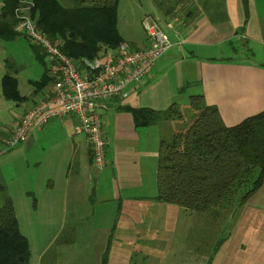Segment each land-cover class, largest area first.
Returning <instances> with one entry per match:
<instances>
[{
  "label": "crops",
  "instance_id": "obj_1",
  "mask_svg": "<svg viewBox=\"0 0 264 264\" xmlns=\"http://www.w3.org/2000/svg\"><path fill=\"white\" fill-rule=\"evenodd\" d=\"M25 1L32 2L20 0ZM62 1L68 4L78 0ZM189 1L195 9L190 19L186 13L167 17L158 10L151 17H144L145 14L141 18V23L146 18L154 20L167 34L170 44L155 60L147 76L128 84L123 95L107 100L100 109L106 140V165L102 170L94 168L90 143L85 134L75 132L77 118L71 113L33 128L16 147L6 146L7 138L23 114L47 98L53 86L52 82L35 91L34 81L39 80L46 65L48 67L45 56L42 60L33 56L43 69L39 78L28 79L31 91L21 92L14 76L26 100L15 102L17 110L13 122L5 128L6 134L1 132L4 148L0 151V173L13 171L11 178L7 176L4 187L22 234L20 215L27 219H44L48 227L57 220L76 221V225L68 227L63 244L67 251H73L70 247L77 242L81 252L90 248L88 245H95L91 248L96 252L97 264H100L111 233L114 236L119 232L120 237L151 234L150 226L146 228L149 230L141 231L145 224L137 225L135 220L143 209L164 206L155 200L158 143L165 136L164 132L171 135L177 129L170 127L172 119L137 127L132 114L123 107L163 110L174 103L180 108L182 104L189 105L191 95H202L207 104L216 106L226 126H234L264 110V0H248L249 17L243 32H239L244 22L241 0ZM2 4L0 0V7ZM159 20L162 26L157 23ZM117 28L119 30L118 13ZM233 40L242 41L245 45L242 51L246 55L237 56ZM147 41L138 40L135 46L129 44L138 49L149 45L150 40ZM225 51L228 55L223 57L221 54ZM252 55L263 61L254 62ZM153 126L158 130H153ZM9 150L13 151L7 153ZM254 194L257 196L252 200ZM254 194L238 206L212 207L204 212L181 208L196 214L213 210L210 214L213 218L225 214L222 230H228L227 234L219 238L212 250L204 253L205 263L264 264V178ZM114 202L118 205L116 210L110 211L103 206ZM165 206L167 210H175L171 205ZM97 215L107 222L86 226V221H95ZM61 229L63 224L58 226L55 237ZM76 236L81 239H74ZM219 241L222 243L216 250ZM51 242L40 252L38 262L47 254Z\"/></svg>",
  "mask_w": 264,
  "mask_h": 264
},
{
  "label": "trees",
  "instance_id": "obj_2",
  "mask_svg": "<svg viewBox=\"0 0 264 264\" xmlns=\"http://www.w3.org/2000/svg\"><path fill=\"white\" fill-rule=\"evenodd\" d=\"M2 2L0 40L11 41L22 35L13 30L14 9L20 0ZM118 2L78 0L65 4L62 0H32L29 14L39 30L49 39H57L59 48L78 61L83 57L94 58L102 49L114 50L124 41L117 28ZM182 2L183 11L177 6L179 3L167 11L157 9L167 17L181 11L188 19L192 18L195 9L189 0ZM241 3L244 22L239 32L245 30L249 17L248 0ZM30 45L34 56L42 60L45 55L41 48ZM53 81L46 65L41 78L34 81L35 91ZM1 94L12 102L26 100L18 90L17 79L8 73L1 78ZM189 106L191 116L187 126L159 140L155 200L194 212L245 203L261 187L264 178V110L234 126H226L216 106L207 104L202 95H191ZM122 109L132 114L137 127L187 116L174 103L163 110L130 106ZM111 237L112 233L100 264H108ZM221 243H217L216 250ZM30 259L28 239L19 230L13 204L7 199L0 208V264H29Z\"/></svg>",
  "mask_w": 264,
  "mask_h": 264
},
{
  "label": "rangeland",
  "instance_id": "obj_3",
  "mask_svg": "<svg viewBox=\"0 0 264 264\" xmlns=\"http://www.w3.org/2000/svg\"><path fill=\"white\" fill-rule=\"evenodd\" d=\"M177 3H179L177 6L183 11V8H181L182 0H119L117 8L119 33L133 46L137 45L135 43H139L138 40L141 43L148 42L149 37L147 38L148 35L146 36L141 18L145 14L144 17L154 15L158 7H162V9L167 11ZM181 11L177 14L185 13ZM162 14H165V12ZM165 15L167 16V14ZM157 23L162 26L160 20ZM244 46L242 41H232V47L238 50L237 56L246 55L242 51ZM33 54V48L24 35H19L11 41L0 40V81L2 76L8 73L17 77L21 92L27 93L31 91V85L27 83L28 79L39 78L43 69V65L34 59ZM221 55L226 57L228 54L225 51ZM232 57L234 60L237 59L234 55ZM251 59L254 62L263 61L253 55ZM178 102L181 103L182 101ZM179 109L182 114H187V116H183L180 120L172 119L176 122L173 123L172 121L170 127L176 126L175 129L177 131L183 130L187 126L191 116V109L188 104L185 106L182 104ZM16 110L17 104L15 102L2 97L0 84V151L4 148V138L1 136V132L4 131V134H6L5 128L13 122ZM153 128V130H158L156 126H153ZM164 133L165 136L163 138L170 137V134ZM13 150H9L7 153ZM0 174H2V177H0L1 208L3 203L9 199L4 183L7 182V176L11 178L10 175L13 174V171L7 170L6 173ZM256 196L257 194H254L252 200ZM162 205L164 206H158V208L153 209L148 208L149 210L143 209L140 211L139 219L135 220L137 225L145 224L141 231L151 229L149 230L151 234L146 233V236H135L127 235L124 232L126 235L120 237L117 235L119 232H117L114 236L112 235L110 240L112 250L108 254V264H207L205 263L207 259L203 256L204 253L213 248L219 238H223L221 237L222 235L227 234L228 230H222L223 215L225 214H222L221 218H213L210 216L213 210L205 214L199 213V215L194 212H184L180 207L172 205L175 210H170V208L167 210L165 204ZM103 206L110 211L116 210L118 207L116 202L110 205L106 203ZM20 218V227L29 241L31 251L29 264H97L96 252L91 248L95 245H88L90 248L81 252L77 242L70 247L74 248L73 251H67V246L63 244V240L67 238L68 227L73 226V224L76 225V221L69 219L67 221L57 220L53 226L48 227L47 221L44 219H27L24 215H20ZM105 222L107 220H102L97 215L95 221L93 219L86 221V226L95 227ZM110 223L112 225L113 221H110ZM60 224H63V229L55 237L54 234L58 231ZM147 226H150V228L146 229ZM210 226L214 227L211 228ZM53 238H55V241H52ZM73 238L81 239L80 236ZM87 238L85 239L87 240ZM48 242H51V244L46 252L47 254L41 262H38V256L41 255L40 252L47 246ZM81 246L85 247V245ZM206 247L208 249L204 250Z\"/></svg>",
  "mask_w": 264,
  "mask_h": 264
},
{
  "label": "built area",
  "instance_id": "obj_4",
  "mask_svg": "<svg viewBox=\"0 0 264 264\" xmlns=\"http://www.w3.org/2000/svg\"><path fill=\"white\" fill-rule=\"evenodd\" d=\"M32 6V2H20L14 9L13 30L41 48L54 81L50 95L23 114L6 146L23 142L33 128L50 119L71 113L77 118L75 132L85 134L90 143L94 168L102 170L106 165V140L100 109L107 100L123 95L128 84L139 82L151 72L155 60L168 48L169 38L154 20L146 18L143 25L149 45L136 49L123 41L114 50L104 49L94 58L76 61L59 48L57 39H49L38 29L29 14Z\"/></svg>",
  "mask_w": 264,
  "mask_h": 264
}]
</instances>
